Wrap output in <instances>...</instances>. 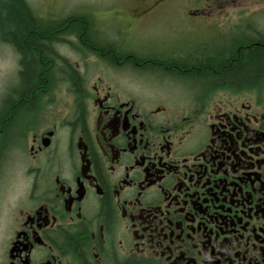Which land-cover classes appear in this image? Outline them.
I'll return each mask as SVG.
<instances>
[{
  "label": "flooded vegetation",
  "instance_id": "flooded-vegetation-1",
  "mask_svg": "<svg viewBox=\"0 0 264 264\" xmlns=\"http://www.w3.org/2000/svg\"><path fill=\"white\" fill-rule=\"evenodd\" d=\"M164 4L133 5L125 16L135 22ZM52 16L33 14L51 33ZM208 41L149 45L142 62L226 51V33ZM0 42L15 50L2 31ZM61 45L79 43L73 34L53 42L60 67L31 107L18 106L20 64L1 90L0 264H264V84L203 83L148 68L182 94L142 99L132 76L118 74L135 71L133 63L75 48L81 61L72 62ZM133 46L107 47L133 56ZM89 57L117 77L87 74Z\"/></svg>",
  "mask_w": 264,
  "mask_h": 264
},
{
  "label": "rangeland",
  "instance_id": "rangeland-1",
  "mask_svg": "<svg viewBox=\"0 0 264 264\" xmlns=\"http://www.w3.org/2000/svg\"><path fill=\"white\" fill-rule=\"evenodd\" d=\"M28 1L37 13L45 17L52 14L63 18L73 12L88 14L94 19V24L97 25L96 30L100 29L98 34H101L102 39L135 44L133 48L141 50L139 51L141 54L146 53L143 50L149 45L162 49L180 48L186 42H210L208 39H211L215 33L222 32L228 36L230 33L239 32L245 21H248L246 25L248 32L259 30L264 33V0H164L165 4L156 8L157 11L135 22L125 14L129 13L134 6L136 10H142L146 7L145 3L153 0ZM140 6H142L141 9H139ZM212 28L215 31L213 35H211ZM119 32L127 39L118 36ZM234 38L236 37L228 36L226 42L234 41ZM64 40L65 36L61 38V41ZM73 48V45L58 47L59 51L72 62L81 61L80 55H77ZM18 64L17 53L0 42V97L5 83L13 81L17 76ZM84 65L89 75L102 74L109 78L117 77L116 71L108 69L94 57L87 58ZM118 74L122 77L132 76L131 88L142 99L151 95L156 100L166 97L176 102L177 97L182 94L181 86L160 81L155 78L156 73L153 72L142 70L129 72L125 69ZM260 84H264V77H261ZM153 93L156 96H153ZM0 218H2L1 214Z\"/></svg>",
  "mask_w": 264,
  "mask_h": 264
},
{
  "label": "trees",
  "instance_id": "trees-1",
  "mask_svg": "<svg viewBox=\"0 0 264 264\" xmlns=\"http://www.w3.org/2000/svg\"><path fill=\"white\" fill-rule=\"evenodd\" d=\"M1 8L0 31L3 32L4 39L13 43L19 59L18 75L22 83L20 90L18 87L16 89L22 95V102L18 103V106H23V109L31 107L35 93L40 92L47 85L49 76L56 73V69L60 67L56 63L58 52L57 49L54 51L53 42L55 41L56 46V42L61 41L63 36L71 34L78 40L79 46L77 45L76 48L83 56L86 55L84 52H92L110 60L112 64L133 63L136 70L145 71L149 68L161 72L167 71L169 76L171 74L178 79L185 77L203 83L221 80L226 81L228 85L246 88L254 86L261 77H264L263 32H248L243 38L236 37L234 41H227L226 51L223 52L215 50L208 54L207 51H200L188 57L176 58L154 55L163 62L150 58L143 63L144 53L141 54L139 52L141 50L134 51L135 55L129 56L121 48L107 47L112 42L101 38V34H98L100 29L96 30L97 25L88 14L73 12L63 18L55 17L53 33H51L47 31L46 21L40 19L36 22L33 14L36 16L38 13L27 0H7ZM53 59L55 63L51 64ZM64 66L70 76L78 75L72 65L66 67L64 64ZM71 83L72 88L78 86L74 81ZM6 107L15 112L14 104ZM7 112L9 113L8 109ZM10 118L11 116L8 115L7 124L12 121Z\"/></svg>",
  "mask_w": 264,
  "mask_h": 264
},
{
  "label": "bare ground",
  "instance_id": "bare-ground-1",
  "mask_svg": "<svg viewBox=\"0 0 264 264\" xmlns=\"http://www.w3.org/2000/svg\"><path fill=\"white\" fill-rule=\"evenodd\" d=\"M40 19H41L42 21H44L45 18L39 17L38 20H40ZM75 50L77 51V53H80V54H81V51H80L78 48L75 47ZM163 73H164V74H168L167 71H163Z\"/></svg>",
  "mask_w": 264,
  "mask_h": 264
}]
</instances>
